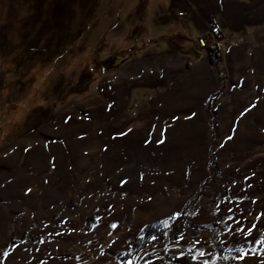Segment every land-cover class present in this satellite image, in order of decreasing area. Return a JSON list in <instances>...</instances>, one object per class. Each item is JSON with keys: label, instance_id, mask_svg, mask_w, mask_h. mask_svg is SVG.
Returning <instances> with one entry per match:
<instances>
[{"label": "rangeland", "instance_id": "rangeland-1", "mask_svg": "<svg viewBox=\"0 0 264 264\" xmlns=\"http://www.w3.org/2000/svg\"><path fill=\"white\" fill-rule=\"evenodd\" d=\"M178 211L135 264H264V0H0V264H120Z\"/></svg>", "mask_w": 264, "mask_h": 264}, {"label": "trees", "instance_id": "trees-1", "mask_svg": "<svg viewBox=\"0 0 264 264\" xmlns=\"http://www.w3.org/2000/svg\"><path fill=\"white\" fill-rule=\"evenodd\" d=\"M207 51L209 52L210 56L212 53L216 54V55H221V59H222V53L220 52L219 49L207 48ZM85 80H86V78L84 76H82L80 78L79 82L75 86H73L72 88L69 89V91H70L69 93H74V92H71V91H74V87H79L80 85L83 84V82ZM226 81H227L226 75L222 71H220L221 88L217 93H215L211 96L210 103H209L210 110H211L212 103L214 101H216L221 95H223L225 93ZM65 95H67V93ZM172 225H174V226H172ZM185 226H186V218L182 214L178 220H176V221L172 220L171 221L169 228H160V227L155 226V225H151V226L147 227L145 229L144 235L132 242L130 252L122 259L120 264H128V261H131L132 264H135L138 255L144 249H146L147 247L152 246L156 243H161V242L165 241L167 236H168V233L170 231H172L175 235L181 234L183 232ZM165 233H167V234H165ZM153 236L157 237V239L155 241H153L151 239ZM26 238L27 237L24 236L22 238V240H26ZM32 240L36 241L37 239L33 238ZM12 242L14 243L15 241L12 240ZM159 256H163L175 264H204V263L195 261V253H194V251H192L190 249L186 250L183 253V255L179 256V257L170 256L165 252L164 253H155V254L150 255L148 257V260L155 259L156 257H159ZM1 259H2V254L0 253V261H1Z\"/></svg>", "mask_w": 264, "mask_h": 264}, {"label": "snow or ice", "instance_id": "snow-or-ice-1", "mask_svg": "<svg viewBox=\"0 0 264 264\" xmlns=\"http://www.w3.org/2000/svg\"><path fill=\"white\" fill-rule=\"evenodd\" d=\"M181 215H182V212L178 211V212H176V213L171 217V219L174 220V221H176V220L179 219V217H180ZM227 219H228V220H233L234 218L231 217V216H229V217H227ZM257 219L259 220L260 217L258 216ZM161 223H162V225L164 226V228H169V227H170L168 220H164V221H162ZM235 223L241 225L239 228H237V229L235 230V232H236V233H243V234H244L245 241H247L248 243H253V242H255V243H261V242H262L261 240H255V241H253V240H250V239H249V237L252 236L254 230L257 228V225H256V224H252L251 227L247 228V231H245V227H244V225L241 223V221L236 220ZM172 226H174V225H172ZM112 227H113V228H116L117 226H116V225H112ZM228 227H229V231H232V225H228ZM165 234H167V233H165ZM262 236H264V234H262ZM181 238H183V234H182V233H181ZM151 239H152L153 241H155V240L157 239V237H156V236H153ZM236 251L242 253V254L240 255V257H239V259H241V260H243V259L245 258V256L247 255V253H246V252H243V250L240 249V248H237ZM201 255H204V253H201ZM128 264H132V262H131V261H128ZM205 264H207V262H205Z\"/></svg>", "mask_w": 264, "mask_h": 264}, {"label": "built area", "instance_id": "built-area-1", "mask_svg": "<svg viewBox=\"0 0 264 264\" xmlns=\"http://www.w3.org/2000/svg\"><path fill=\"white\" fill-rule=\"evenodd\" d=\"M201 43H203L202 41H201ZM206 46V45H205ZM210 56V55H209ZM210 58H211V60H212V62H214V64H218V63H221V61H222V59H221V55H216V54H211V56H210Z\"/></svg>", "mask_w": 264, "mask_h": 264}, {"label": "crops", "instance_id": "crops-1", "mask_svg": "<svg viewBox=\"0 0 264 264\" xmlns=\"http://www.w3.org/2000/svg\"><path fill=\"white\" fill-rule=\"evenodd\" d=\"M4 223V218L0 216V235L3 233L6 234L8 232L7 230H4Z\"/></svg>", "mask_w": 264, "mask_h": 264}]
</instances>
